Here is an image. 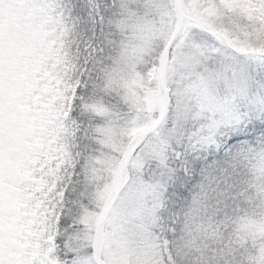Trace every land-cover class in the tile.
<instances>
[{
	"label": "snow or ice",
	"instance_id": "1",
	"mask_svg": "<svg viewBox=\"0 0 264 264\" xmlns=\"http://www.w3.org/2000/svg\"><path fill=\"white\" fill-rule=\"evenodd\" d=\"M0 264H264V0H0Z\"/></svg>",
	"mask_w": 264,
	"mask_h": 264
}]
</instances>
